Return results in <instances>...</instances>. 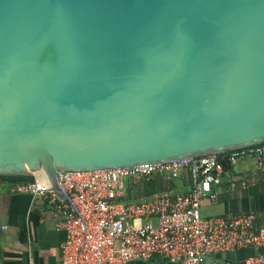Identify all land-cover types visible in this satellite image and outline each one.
<instances>
[{
    "label": "water",
    "instance_id": "1",
    "mask_svg": "<svg viewBox=\"0 0 264 264\" xmlns=\"http://www.w3.org/2000/svg\"><path fill=\"white\" fill-rule=\"evenodd\" d=\"M261 144L264 0H0V175Z\"/></svg>",
    "mask_w": 264,
    "mask_h": 264
},
{
    "label": "built area",
    "instance_id": "2",
    "mask_svg": "<svg viewBox=\"0 0 264 264\" xmlns=\"http://www.w3.org/2000/svg\"><path fill=\"white\" fill-rule=\"evenodd\" d=\"M232 165L252 158L264 168V144L226 152ZM219 154L191 160L99 171H58L55 188L42 180L15 184L13 194H29L44 203V213L58 217L65 233L60 264H130L159 257L171 264H205L209 255L264 248V226L253 213L202 217V205H215L225 174ZM189 173L188 193L164 192L127 203L132 184L154 175L179 179ZM247 179L230 178L228 191H247ZM213 264H224L215 262ZM245 264H264V254Z\"/></svg>",
    "mask_w": 264,
    "mask_h": 264
},
{
    "label": "crops",
    "instance_id": "3",
    "mask_svg": "<svg viewBox=\"0 0 264 264\" xmlns=\"http://www.w3.org/2000/svg\"><path fill=\"white\" fill-rule=\"evenodd\" d=\"M43 175L35 177L42 180ZM230 178L247 179L250 187L247 191H228ZM192 187V179L185 172L176 179L170 193L185 194ZM218 193L215 205L204 202L202 217H226L241 213H253L259 225L264 226V168L257 169L252 158L239 160L230 173L223 175L222 184L214 187ZM0 220L6 228L0 243V264H60V247L66 235L56 230L58 217L44 213V203L29 194H13L10 186L0 184ZM264 254V248L245 249L224 254L209 255L205 264L215 262L224 264H245L250 256ZM130 264H171L159 257L148 261H134Z\"/></svg>",
    "mask_w": 264,
    "mask_h": 264
},
{
    "label": "trees",
    "instance_id": "4",
    "mask_svg": "<svg viewBox=\"0 0 264 264\" xmlns=\"http://www.w3.org/2000/svg\"><path fill=\"white\" fill-rule=\"evenodd\" d=\"M218 158L223 165L224 172L230 173L233 170V165L228 162L227 154L221 153ZM42 174V173H41ZM176 179L169 177L154 175L147 180H143L137 184H132L127 190V197L125 201L127 203L138 202L143 197L152 199L155 195L164 192H170ZM35 177L27 175H0V184L13 186L15 184L33 183Z\"/></svg>",
    "mask_w": 264,
    "mask_h": 264
}]
</instances>
